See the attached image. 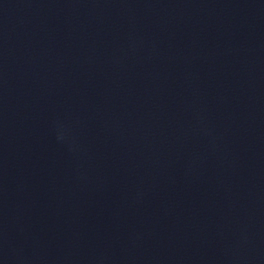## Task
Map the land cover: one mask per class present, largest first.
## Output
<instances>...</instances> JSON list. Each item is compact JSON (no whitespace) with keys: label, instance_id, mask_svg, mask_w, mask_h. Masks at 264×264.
Here are the masks:
<instances>
[{"label":"water","instance_id":"water-1","mask_svg":"<svg viewBox=\"0 0 264 264\" xmlns=\"http://www.w3.org/2000/svg\"><path fill=\"white\" fill-rule=\"evenodd\" d=\"M0 264H264V0H0Z\"/></svg>","mask_w":264,"mask_h":264}]
</instances>
